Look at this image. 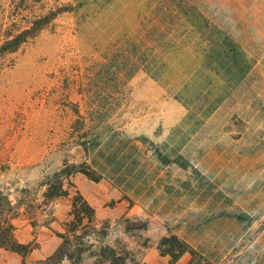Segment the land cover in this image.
<instances>
[{"label":"rangeland","instance_id":"obj_1","mask_svg":"<svg viewBox=\"0 0 264 264\" xmlns=\"http://www.w3.org/2000/svg\"><path fill=\"white\" fill-rule=\"evenodd\" d=\"M36 21L0 53V192L40 203L59 174L69 196L20 223L24 264L55 250L75 191L127 264H264V0H0V46ZM170 237L189 248L173 262Z\"/></svg>","mask_w":264,"mask_h":264},{"label":"trees","instance_id":"obj_2","mask_svg":"<svg viewBox=\"0 0 264 264\" xmlns=\"http://www.w3.org/2000/svg\"><path fill=\"white\" fill-rule=\"evenodd\" d=\"M16 11L29 13L30 6L40 4L44 0H6ZM18 27V21L13 22ZM38 22L29 23L26 29L22 27L5 33L4 42L0 46V53L15 52L28 38L34 36V32L40 29L36 27ZM83 173V172H82ZM85 176L87 174L83 173ZM62 177L55 174L46 178L38 185L42 190L40 203L30 201L29 190H23L22 196L16 202L9 199L7 195L0 192V249L14 253L23 260L37 249L35 241L22 243L17 239V232L21 222L35 229L38 227L40 211L54 201L69 196L64 190ZM70 220L63 227V231L56 233L59 244L51 255L38 261L36 264H81L84 256L93 260L92 264H127L128 256L124 250H116L104 244L107 237L104 229H96L94 209L88 204L84 197L74 192L69 212ZM164 246L171 249L165 250L164 255H169L171 261H177L183 254L189 252L188 245L176 237L162 240ZM177 254L173 255V251Z\"/></svg>","mask_w":264,"mask_h":264},{"label":"crops","instance_id":"obj_3","mask_svg":"<svg viewBox=\"0 0 264 264\" xmlns=\"http://www.w3.org/2000/svg\"><path fill=\"white\" fill-rule=\"evenodd\" d=\"M182 239L187 242V237L182 236ZM11 254H13V253H11ZM161 259H163V258H161ZM147 262L151 263V264H164L163 261L160 260V258L156 254H154L153 252L150 253V258L147 260ZM174 264H176V263H174Z\"/></svg>","mask_w":264,"mask_h":264}]
</instances>
